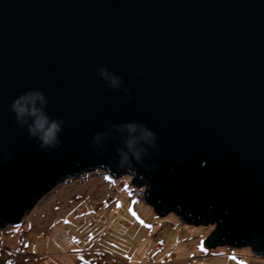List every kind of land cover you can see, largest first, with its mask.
Here are the masks:
<instances>
[{"label": "water", "instance_id": "water-1", "mask_svg": "<svg viewBox=\"0 0 264 264\" xmlns=\"http://www.w3.org/2000/svg\"><path fill=\"white\" fill-rule=\"evenodd\" d=\"M97 168L264 258V0H0V229Z\"/></svg>", "mask_w": 264, "mask_h": 264}, {"label": "rangeland", "instance_id": "rangeland-1", "mask_svg": "<svg viewBox=\"0 0 264 264\" xmlns=\"http://www.w3.org/2000/svg\"><path fill=\"white\" fill-rule=\"evenodd\" d=\"M132 187L130 175L99 168L57 182L18 224L0 229V264H264L247 245L206 248L215 225L159 216L144 195L133 201Z\"/></svg>", "mask_w": 264, "mask_h": 264}, {"label": "built area", "instance_id": "built-area-1", "mask_svg": "<svg viewBox=\"0 0 264 264\" xmlns=\"http://www.w3.org/2000/svg\"><path fill=\"white\" fill-rule=\"evenodd\" d=\"M144 187H133L131 190V195L136 203H141L144 195ZM164 249V242L159 241L156 246V252L162 253Z\"/></svg>", "mask_w": 264, "mask_h": 264}, {"label": "trees", "instance_id": "trees-1", "mask_svg": "<svg viewBox=\"0 0 264 264\" xmlns=\"http://www.w3.org/2000/svg\"><path fill=\"white\" fill-rule=\"evenodd\" d=\"M88 172H90V171H88ZM84 173H86V172H84ZM132 188H133V187H132ZM131 197H132V199H133V196H132V195H131ZM133 201H134V199H133ZM134 202H135V201H134ZM135 203H136V202H135ZM159 241H161V240H159ZM159 241H158V242H159Z\"/></svg>", "mask_w": 264, "mask_h": 264}, {"label": "clouds", "instance_id": "clouds-1", "mask_svg": "<svg viewBox=\"0 0 264 264\" xmlns=\"http://www.w3.org/2000/svg\"><path fill=\"white\" fill-rule=\"evenodd\" d=\"M133 187H135V186H133Z\"/></svg>", "mask_w": 264, "mask_h": 264}]
</instances>
